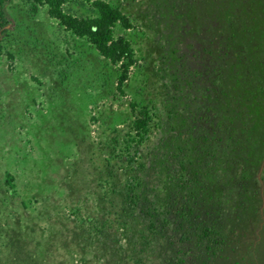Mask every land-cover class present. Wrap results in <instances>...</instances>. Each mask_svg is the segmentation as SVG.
<instances>
[{"label": "rangeland", "instance_id": "374dc122", "mask_svg": "<svg viewBox=\"0 0 264 264\" xmlns=\"http://www.w3.org/2000/svg\"><path fill=\"white\" fill-rule=\"evenodd\" d=\"M105 1L133 25L124 95L47 7H5L0 264H264V0ZM131 102L152 118L138 147Z\"/></svg>", "mask_w": 264, "mask_h": 264}, {"label": "trees", "instance_id": "16d2710c", "mask_svg": "<svg viewBox=\"0 0 264 264\" xmlns=\"http://www.w3.org/2000/svg\"><path fill=\"white\" fill-rule=\"evenodd\" d=\"M12 0H0V57L3 54L2 41L7 33L8 19L5 7ZM32 6L34 12L38 7H47L48 16L55 20L60 27L71 33L75 37L85 40L100 57L116 68V90L119 94H125V84L129 80L131 70L135 67L137 61L130 40L124 36L115 37V31L120 28L123 31L133 29L130 19L125 16L118 5H114L105 0L91 1V8L94 16L77 18L63 11V6L68 0H25ZM7 58L12 60L13 55L6 54ZM130 111L133 115L131 122L132 136L127 146L135 144L139 146L149 135L150 124L152 121L148 108L139 103L131 102ZM138 155L137 149L133 156H126L125 162L129 169V175L125 181V199L132 203L136 199V188L138 178L134 170V159ZM6 185L14 189V178L8 174L6 176ZM205 232L207 230L204 229Z\"/></svg>", "mask_w": 264, "mask_h": 264}]
</instances>
